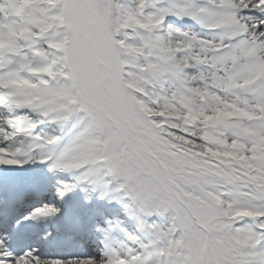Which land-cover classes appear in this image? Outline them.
Returning <instances> with one entry per match:
<instances>
[{
  "label": "snow or ice",
  "instance_id": "obj_1",
  "mask_svg": "<svg viewBox=\"0 0 264 264\" xmlns=\"http://www.w3.org/2000/svg\"><path fill=\"white\" fill-rule=\"evenodd\" d=\"M46 121L73 135L41 163L106 168L141 227L171 210L144 264H264V0H0V167L57 145ZM57 211L0 208V264L141 260L30 243L21 221Z\"/></svg>",
  "mask_w": 264,
  "mask_h": 264
},
{
  "label": "rangeland",
  "instance_id": "obj_2",
  "mask_svg": "<svg viewBox=\"0 0 264 264\" xmlns=\"http://www.w3.org/2000/svg\"><path fill=\"white\" fill-rule=\"evenodd\" d=\"M52 125H53L52 129L49 130L48 132L45 130V126L38 125L37 129L35 130V133H38L39 135H46V134H49V133L59 135V136H61V141L58 142V145H62L63 144V141L65 139V134H66L68 128L67 129L66 128L61 129V128H59L56 125V123L55 124H52ZM19 139H25V138L20 137ZM39 143H42V141H39ZM47 147H49V146H47ZM47 147L45 148V147L36 146V147H33V148H37L39 150L45 148L47 150ZM89 167H91V168H99V170L98 171H95L93 174H91V176L92 175H96V177H99L100 178L101 182H104L105 181L104 178H103L104 176H102V173H100V166L99 165H91ZM83 168L84 167H81L80 170H82ZM53 169L59 175L57 177V179L62 182V185H64V188H62L61 185H58L56 187V191L57 192H61L63 189L65 190V186H67L68 183H72L73 182V179L72 178H73V176H75L74 174L77 171H76V169L64 170V169H61L59 167H53ZM55 172H54V175H55ZM130 200H131V198H130ZM171 214L172 213H171V210H170L169 212L165 213V215L163 217H161V216H159L157 214H153L152 216L142 217V218L146 219L148 221V224H150L152 222H156V223H160L162 226H164V225H166L169 222V218H170ZM138 215L139 214L136 213V211L133 212L134 218H137ZM136 222L138 224L139 223V220H137ZM129 223L131 225V222H129ZM146 228H147V225H146ZM125 232H126L125 233V238L122 239L121 242H119L120 243L119 246H121V248H123L122 250L124 251V253H122V254L123 255H127V250L128 249H132L133 254H135L136 252H141L142 253L141 260L134 262V264H141V263L144 264V260H145V257L146 256L144 254V250L141 249L140 245L142 243L143 244H149L148 242L153 239L152 234L148 230V235L146 237H144V242H141L143 240L142 238H140V237H138L136 235H128L129 232L127 230ZM149 245H152V244H149ZM148 247L150 248L151 246H148ZM121 248H119L118 251L121 252Z\"/></svg>",
  "mask_w": 264,
  "mask_h": 264
},
{
  "label": "bare ground",
  "instance_id": "obj_3",
  "mask_svg": "<svg viewBox=\"0 0 264 264\" xmlns=\"http://www.w3.org/2000/svg\"><path fill=\"white\" fill-rule=\"evenodd\" d=\"M39 153H40V151L39 150H35V151H33L32 153H31V156L33 157V159L29 162V163H31V162H33L31 165H35L36 167H37V164L36 163H39L38 161V156H39ZM35 162V163H34ZM28 163V164H29ZM46 180V179H45ZM44 180V181H45ZM46 182V181H45ZM49 183V182H48ZM52 187V185H50V188ZM100 191H101V188H100ZM124 195H126V194H124ZM96 205V204H95ZM99 205V204H98ZM97 206V205H96ZM56 207V206H55ZM57 207H58V204H57Z\"/></svg>",
  "mask_w": 264,
  "mask_h": 264
}]
</instances>
